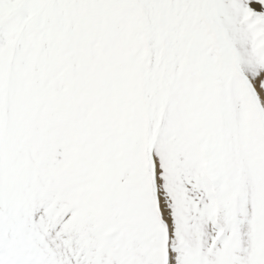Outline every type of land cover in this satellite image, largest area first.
Listing matches in <instances>:
<instances>
[{
    "label": "snow or ice",
    "instance_id": "obj_1",
    "mask_svg": "<svg viewBox=\"0 0 264 264\" xmlns=\"http://www.w3.org/2000/svg\"><path fill=\"white\" fill-rule=\"evenodd\" d=\"M0 264H264V0H0Z\"/></svg>",
    "mask_w": 264,
    "mask_h": 264
}]
</instances>
